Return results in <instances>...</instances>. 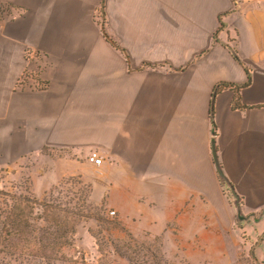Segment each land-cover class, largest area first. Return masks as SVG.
Wrapping results in <instances>:
<instances>
[{"label": "crops", "instance_id": "0c3cea01", "mask_svg": "<svg viewBox=\"0 0 264 264\" xmlns=\"http://www.w3.org/2000/svg\"><path fill=\"white\" fill-rule=\"evenodd\" d=\"M0 5V168L34 158L41 166L33 181L47 182L40 193L77 172L89 184V202L106 201L124 218L181 220L184 209L191 220L181 225L190 227L198 207L208 225L231 233L252 221L264 227V0ZM25 70L40 88L19 85ZM248 75L240 92L246 108L232 107L230 89L213 97L219 82ZM212 126L217 160L248 220L236 219L217 173ZM91 150L103 157L99 167L87 160ZM257 241L264 243V232Z\"/></svg>", "mask_w": 264, "mask_h": 264}, {"label": "rangeland", "instance_id": "374dc122", "mask_svg": "<svg viewBox=\"0 0 264 264\" xmlns=\"http://www.w3.org/2000/svg\"><path fill=\"white\" fill-rule=\"evenodd\" d=\"M48 153L52 152L49 150ZM39 166L33 158L19 167L0 168V202L4 198L12 205L19 196L37 199L51 196L52 199L58 197L69 209L82 213L86 217L84 220L73 216L75 250L71 256L83 257L85 264H264V258L257 257L259 251L264 250V243L257 244L264 227L259 228L254 221L244 229L236 224L231 233L208 225L204 221V210L198 207L195 225L190 227L181 225V222L191 220L184 209L179 212L181 220L175 215L159 223L142 219L139 214L124 218L114 211L111 215L106 201L102 205L89 202V184L77 172L65 174L45 193H40L47 182L33 181ZM141 212L146 213L145 209ZM157 212L163 216L166 211L160 207ZM117 249L129 259L127 262L118 258Z\"/></svg>", "mask_w": 264, "mask_h": 264}, {"label": "trees", "instance_id": "16d2710c", "mask_svg": "<svg viewBox=\"0 0 264 264\" xmlns=\"http://www.w3.org/2000/svg\"><path fill=\"white\" fill-rule=\"evenodd\" d=\"M99 10L101 12L102 4ZM224 15H219V30L224 25L222 21ZM101 31L106 41L120 50L128 62L125 51L118 46L117 40L108 34L102 22ZM216 35V33L213 35V40H216ZM236 59L247 71L242 60L237 57ZM157 66L163 67L164 64H144L142 67L154 68ZM185 67L174 70L181 71ZM247 77L243 83L219 82L213 90V97L221 89H230L233 92L232 107L235 109L246 108L247 106L241 102L240 92L249 81V75ZM213 151V156L216 158L215 147H213ZM220 179L229 194L230 190L227 184L230 182L226 178L220 177ZM65 197H68V194ZM58 199V197L52 199L51 196L43 199L19 196L15 203L8 205L7 201L1 198L0 264H85L83 257L73 258L71 252L75 250L73 244L75 226L72 222L75 220L73 216H78L82 220L86 217L82 213L79 214L78 211L69 209L66 207V203H61ZM118 227L123 230L122 226ZM117 250L118 258L127 262L129 259H126L124 253H120V249ZM78 253L80 254V251Z\"/></svg>", "mask_w": 264, "mask_h": 264}, {"label": "built area", "instance_id": "2783aa9c", "mask_svg": "<svg viewBox=\"0 0 264 264\" xmlns=\"http://www.w3.org/2000/svg\"><path fill=\"white\" fill-rule=\"evenodd\" d=\"M1 13H3V12H2V6L0 5V15H1ZM28 58L34 59L36 57H35L34 53H29ZM20 84L25 85V87L32 88V89L40 88V86H41V83L38 80V78L33 76L32 73H30L27 70H25V72L22 74V76L19 80V85ZM87 160L89 162H91L93 165L99 167L103 162V157L97 150H91L87 155ZM109 214H111V215L114 214V211L110 210Z\"/></svg>", "mask_w": 264, "mask_h": 264}, {"label": "water", "instance_id": "95a60500", "mask_svg": "<svg viewBox=\"0 0 264 264\" xmlns=\"http://www.w3.org/2000/svg\"><path fill=\"white\" fill-rule=\"evenodd\" d=\"M213 128L214 126H212V141H211V147H212V154H213V147H215L214 145V138H213ZM213 160H214V163H215V166H216V169H217V173L219 175V177H222V178H225L223 173H222V170L221 168L219 167V164H218V160H217V157L214 158L213 156ZM227 184V183H226ZM229 186V190H230V193H231V196L233 197V204L235 206V210H236V219L238 221H241V220H248V217L249 215H244L242 212H241V208H240V204H239V197L238 195L235 193V191L233 190V187L231 184H227ZM264 212V209L262 211H260L259 213V216H261V214ZM251 216H254V213H251L250 214Z\"/></svg>", "mask_w": 264, "mask_h": 264}]
</instances>
